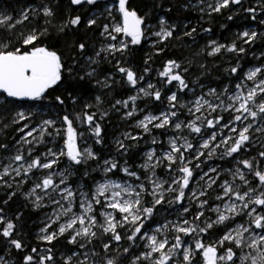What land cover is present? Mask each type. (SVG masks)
I'll use <instances>...</instances> for the list:
<instances>
[{
  "label": "snow or ice",
  "instance_id": "6c2138e0",
  "mask_svg": "<svg viewBox=\"0 0 264 264\" xmlns=\"http://www.w3.org/2000/svg\"><path fill=\"white\" fill-rule=\"evenodd\" d=\"M70 4L101 7L99 0H70ZM241 4L242 0H215L207 7L210 15ZM259 5L264 13V0H259ZM245 11L251 14L252 21L264 25L256 8L248 7ZM105 13L106 22L102 24L97 16L86 22L81 15L65 20L59 6L51 0L29 4L18 17L0 13V107L11 113L9 123L3 127L14 126L13 131L18 134L11 146L0 142V188L11 190L3 204L8 205L17 190L32 180L25 198L34 197L30 203L37 209L52 206L45 226L40 229L42 235L38 236L51 247H32L26 254L27 245L19 238L16 223L0 207V264H57L54 242L61 237L75 247L62 256L63 264H124L132 248H139L140 252L130 264H264V62L247 72H242L237 62L226 69L230 77L236 78L234 89L225 84L182 102L179 93L189 89L184 75L188 68L177 59H167L158 72L159 82L174 85L177 90L168 89L167 107L158 115L148 112L136 120L135 127L142 132L124 133L123 139L116 141V151L127 156L133 145L124 141L138 143L154 129H172L176 135L169 136L167 148L160 154L156 148L145 153L144 162L139 165L142 172L128 166L127 160L122 166L114 157L104 158L101 164L98 153L81 141L87 132L95 144H102L101 121L109 113L103 109L102 95H96L94 102L85 99L89 94L87 85L94 81L97 86L109 88L111 75L99 79L101 65L115 62L113 66L121 74V81L126 80L135 88L144 76L125 67L122 58L130 55L134 46L141 45L149 34L157 38L152 42L157 53L164 51V47L157 45L170 38H181L176 35L177 25L163 16L158 19V30H154L147 23L148 13L141 15L129 0L104 4L100 16ZM39 19L43 24L33 23ZM82 23L86 30L99 29L103 38L100 46L93 47L90 55L87 40L77 39L70 49L75 55L66 57L52 33L58 38L61 34L66 37L67 29H77ZM194 33L196 27L182 35L193 38ZM260 36L264 33L246 29L237 35L242 44L235 40L229 45L211 40L205 50L209 56L222 50L239 56L246 53L242 45H251ZM151 59L149 55L145 64ZM149 71L145 67L144 72ZM137 92L162 101V91L152 83ZM138 98L131 95L116 99L111 108L126 109L124 118L131 119L142 111L136 105ZM45 101L47 112L36 105ZM181 110L187 112L184 120L180 119ZM256 134H260L262 142L257 155L251 156L248 153L254 147ZM151 143L157 144V137L152 136ZM214 156L235 162L234 169L224 170L231 179L218 167L206 165V159ZM64 159L69 164L61 169L59 165ZM89 161H95L93 171L102 173V181L93 178L91 186L69 183L71 176L79 174V166L88 165ZM202 165L207 167L206 171ZM161 167L166 168L167 179L157 175L156 169ZM119 172L129 179L111 178ZM83 176H89L87 168ZM194 180L199 188L191 187ZM213 192L219 203L210 201ZM186 199L189 206L184 205ZM165 204L179 205L175 221L165 218L161 223L156 219ZM207 210L215 213V219L206 215ZM185 214H191V219ZM19 218L17 215L16 219ZM205 236L210 242H205ZM125 240L126 246L121 244ZM17 255L20 260L7 258Z\"/></svg>",
  "mask_w": 264,
  "mask_h": 264
},
{
  "label": "rangeland",
  "instance_id": "374dc122",
  "mask_svg": "<svg viewBox=\"0 0 264 264\" xmlns=\"http://www.w3.org/2000/svg\"><path fill=\"white\" fill-rule=\"evenodd\" d=\"M243 1V0H242ZM215 0H188L184 5L180 6V10L182 13H189L186 17H183L181 19H167L166 15L161 12H152L151 10H146L141 13V15H144L145 13H148V20L147 23L154 26V30H158V19L159 17L163 16L170 24H176L177 25V31L176 35L180 36V39H169L168 41L163 42L160 45H157V47H164V51H176L177 60L182 63V67H187L188 72L184 73L187 81L189 82V89L184 90L183 92L179 93L180 99L182 102L191 101L194 99V96H198L201 94V92L207 93L209 88H222L225 84H230L231 87L234 89L236 78L232 77L227 78V80H223V76L227 73L226 69L229 68V66L235 65L240 60L245 61V65L242 68V72H247L254 66H257L264 62V56H261V53L264 52V36H260L257 38L255 43L253 45L251 44V49H248L247 45H242L246 49V53L244 54H237L235 53H227L222 50L220 54H217L216 56H209L207 54V50H205L206 45L209 44V41L216 40L218 43L229 45L234 40L237 42V44H242V41L237 40V35L246 30H256L258 33H264V25L259 24L257 21L251 20V14H248V20L244 16L241 15L244 14L243 10V3L241 5H231L229 8L222 9L219 13L217 12H211L209 15V9L207 7L208 4L214 3ZM101 7H94L86 16L85 22L88 18L92 16L99 17L100 23H104L106 17V13L104 16H100V13L103 11V5L104 4H111V3H118V0H103L99 1ZM248 4L257 9V15L258 18H264V13L260 12V5L259 0H248ZM28 5H20V6H12V8H7L0 4V13H7L13 16H19V13L22 9L26 8ZM84 9H89V5H83ZM204 8L205 11L201 12L200 9ZM222 13H225L227 16H232V18H236L234 27H230L228 30L222 32V29L216 30L215 33L212 31L205 32L204 29H207L206 25L208 23H213V16L214 15H220ZM40 23L43 24V20L39 19L33 20V23ZM26 24L28 22H25ZM215 23V22H214ZM185 25H187V29H185ZM211 26L213 24H210ZM21 29H23V26H19ZM31 27V25H29ZM192 27L197 28V33L193 34V38L184 37L182 35L183 31L190 30ZM103 38L99 36V29L97 28L96 36L94 39V42L92 44L91 53L93 47L99 48L100 41ZM157 38L154 36L148 35L147 39L142 41V45L144 46V56L146 59H148L149 55H155L158 54L156 52V49L153 47L152 42L156 40ZM122 62L125 67L131 68V65H127V62L125 60V57L122 58ZM83 63V60L81 61ZM115 63V62H113ZM113 63H107L104 62L101 65L102 74L99 76V79L103 80L105 75H111V79L109 80L110 87L109 88H102L100 86L95 85V82L93 81V87L96 90V95H102V99L104 100L103 103V109L108 111V116L104 118V120H113L117 123V129L118 131L114 136L110 139V145L112 147L111 150H104L101 151L97 157V159L100 161V163H103L104 158H110L114 157L119 161V163L123 166L125 163V160L128 161V166L134 168L137 171L142 172L143 170L139 168V165L144 162L145 153L150 148H156L157 154H160L162 149L167 148L168 139L169 136L176 135L175 131L172 129H169L168 131L164 130H153L151 135L144 134V138L141 139L138 143L125 140L124 142L127 144H132L133 146L129 149V153L127 156H121L116 151V141L118 139H123V134L126 132H131L133 134H136L137 132H142L141 129H138L135 127L136 120L142 119L145 114L148 112H152L153 114H159L160 110L165 109L164 106L158 104L153 98L151 97H145L143 93H138L137 89L140 87H147L148 83H152L156 86V88L160 89L162 91V101L165 102V104H168V101L166 99V95L170 94L168 92V89L170 88L171 91H176V87L174 85H164L160 83L159 81L161 78L158 76L157 73H152L150 77H145L140 71H135L137 75L144 76V79L141 80L135 88L130 86L127 89V92L122 97H117L114 95L113 87L115 84H119L121 81V74L115 69L113 66ZM201 65H204V68H201ZM208 65L211 66L212 71L208 72ZM95 67V65H94ZM219 69V70H218ZM215 70V71H214ZM216 70L219 72L218 76H215L213 74H217ZM215 77V81L211 82V78ZM115 81V83H112V81ZM216 83V84H215ZM250 83V82H248ZM201 85L203 87H201ZM194 90V91H193ZM131 95H138L139 98L136 101V105L139 109L142 111H138L133 118L131 119H125L124 118V111L126 109L121 108L120 111H116L111 108V104L115 103L116 99H127ZM94 97L91 99L92 102H94ZM2 103V102H0ZM14 104H19L15 103ZM30 103V102H29ZM131 103V102H130ZM38 108H43L45 112H47V108L45 107L46 104H36ZM120 107V106H117ZM95 109H93L94 111ZM225 117L227 118V113H224ZM187 116L186 110H181L180 119L184 120ZM11 119V113H7L3 111V108L0 107V137L2 136H8V133L10 134V137L8 139L9 142H11L10 146L14 143L13 137L18 138V134L13 131L14 126H10L8 128H4L3 125L6 123H9ZM87 126L85 125L84 128ZM84 128H79L80 131H84ZM187 135V133H184ZM260 134H256L257 139L254 140V147L249 150V155L256 156L257 151L260 149V144L262 142V138H259ZM152 136L157 137L158 143L152 144L151 139ZM50 139V138H49ZM191 139V137H189ZM93 139L90 137L89 133H85L84 139L81 141V144L83 146H91L93 151ZM86 141V144H85ZM49 147L52 145L49 144ZM223 149V146H221V151ZM40 151H43V146H40ZM69 164V162L64 159L61 161L59 168L63 169ZM206 165L209 167H218L224 175H228L224 170L228 168H235V162L231 161V158H225V160H221L218 156H214L212 159L207 160L206 159ZM80 167L79 174H74L69 178V183H75L76 185H79L81 183H84L88 186H91L93 183V178L97 181H102V173H100L98 170L93 171V169L96 167L95 161H89L88 165H82ZM87 168V171L89 172V176L85 177L83 176L84 169ZM202 168L204 170H207V167L202 165ZM73 171H75L73 169ZM157 175L161 177L162 179H167V170L166 168H158L156 169ZM199 172V170H197ZM39 173H37V176ZM120 177H123L124 179H129L128 177H124V174L122 172L117 173L116 176H111L112 179H119ZM228 178L231 179L230 175H228ZM19 179V178H17ZM198 179V176L197 178ZM201 184L203 182H200ZM15 187V186H14ZM32 187V180H29L26 184H24L21 188L17 190V194L20 195V197L25 201L26 205L30 207L35 213H36V219L34 222V232L33 235L36 237L37 240L38 236L42 235L40 229L45 226V223L47 222L46 217L51 214L52 206L50 207H41L39 209L33 207V205L30 203L31 199H34V197L26 199L24 196V193L27 192ZM167 187V185H165ZM192 188H199V185L194 180L191 184ZM215 187V186H214ZM212 191V190H209ZM190 194V193H189ZM205 197H201V199H204ZM148 199H151L148 197ZM210 201H215V193L213 192V195L209 198ZM215 203H219L218 201H215ZM185 206H189V202L186 199L184 201ZM192 210L195 211V205H191ZM177 209H179V205H172L169 206L165 204L164 208L160 210L159 213L156 214V219L159 220L161 223L164 222V219L167 218L168 220L175 221L177 219V215L179 214ZM188 215V218L191 219V214H185ZM207 216H211L213 219H215V213L207 210L206 211ZM56 226H53L52 230H55ZM154 227V225H153ZM62 241H64L67 244L68 250H64L62 248H59L58 250V261H62V256L69 253V249L75 250V247L71 244L67 243V240H65L63 237L59 238ZM189 242L191 243L190 238ZM59 240V241H60ZM41 241V240H39ZM44 242V241H43ZM205 242H210L208 238L205 236ZM98 244L99 241H96ZM127 241H121L122 245H127ZM91 247V246H90ZM140 252L139 248H132L130 249L129 254L127 255V259L124 260V264H130V261L134 258L135 255H138ZM115 253V250L113 252ZM8 259L14 260L12 257H7ZM63 264V261L58 263Z\"/></svg>",
  "mask_w": 264,
  "mask_h": 264
},
{
  "label": "trees",
  "instance_id": "16d2710c",
  "mask_svg": "<svg viewBox=\"0 0 264 264\" xmlns=\"http://www.w3.org/2000/svg\"><path fill=\"white\" fill-rule=\"evenodd\" d=\"M188 0H129L130 5L133 8H136L139 13L141 14L143 11L151 10L152 12H163L167 19H181L183 17H186L189 13H182L180 10V6L184 5ZM40 0H0V4L7 7L12 8V6H20V5H29V4H37ZM51 3L53 5H58L60 8V11L62 12L63 19H68L70 16L75 15H81L84 18L88 15V13L94 8V6L89 5V9H84L83 6H75L70 4V0H51ZM244 7L243 10L247 9L248 7H251L248 4V0L242 1ZM171 8V11H168V9ZM248 12H244L242 14V17H248ZM229 16H227L225 13H222L220 15H214L213 16V23H208L206 25L207 29H211L212 32L215 33L216 30L222 29L221 31L224 32L228 30L230 27H234L236 18L229 19ZM248 20V18H247ZM60 21L58 20L57 23ZM210 24H213L212 26ZM96 31H90L86 30L85 23H82L81 26L77 29H67L66 30V37L64 34H61V37L58 38L56 36V33L53 32L52 36L54 40H57L61 50L64 52L65 56H74L75 53L72 52L71 49V43L77 39L81 40H87L89 44V54L91 53L92 44L94 42ZM65 40H67V47L65 46ZM253 45V44H252ZM248 49H251V45H247ZM144 46L141 44L139 46H134V50L131 52L130 55L125 56V60L127 62V65H131V69L133 71H140L145 77H150L151 74L157 73L162 70V65L167 61V59H177L176 51H163L158 54H153L152 59L148 61V64H145L146 57L144 56ZM82 61V60H81ZM241 70L245 65V61L240 60L239 61ZM145 67H149L150 71L145 73L144 69ZM219 70V69H218ZM212 71V68L210 65H208V72L210 73ZM215 71V70H214ZM217 74H213L215 76H218L219 72L216 70ZM229 78L228 72L223 76V80H227ZM232 78V77H230ZM215 77L211 78V82L215 81ZM216 84V83H215ZM130 87V85L127 84L126 80L123 82L120 81L119 84H115L113 87L114 95L117 97H122L127 92V89ZM87 88L89 89V94L85 99L91 100L94 95L96 94V90L93 87V84L90 83L87 85ZM158 104L167 107V104L163 101H156ZM31 103V102H30ZM40 103V102H36ZM41 104V103H40ZM43 104H47V101L43 102ZM103 126V133L104 141L102 144H95L94 139L92 140L94 152H97L98 155L101 151L104 150H111L112 147L110 145V139L116 134L118 131L117 129V123L113 120H103L101 121ZM90 134V133H89ZM9 136H2L0 137V142H5L11 144V142L8 141ZM11 191L9 189L0 188V207L4 208V214L8 217L14 220L16 223V231L19 234V238H22L25 244L27 245V248L25 250L26 254L31 250L32 247L38 246L40 249H46L47 247H51V245H48L46 242L39 241L36 239V237L33 235L34 230V222L36 219V213L32 210L27 209L23 205V202L21 200L20 195H16L13 197L12 200L9 201L8 205L3 204V200L7 199V193ZM19 215V219H16V216ZM60 240V239H59ZM55 244V258L57 261V264L62 262L58 261V250L59 248H62L64 250H68L67 244L61 240L58 242H54ZM0 255H3V253H0ZM14 260H20V256H11Z\"/></svg>",
  "mask_w": 264,
  "mask_h": 264
},
{
  "label": "bare ground",
  "instance_id": "6f19581e",
  "mask_svg": "<svg viewBox=\"0 0 264 264\" xmlns=\"http://www.w3.org/2000/svg\"><path fill=\"white\" fill-rule=\"evenodd\" d=\"M8 136L10 137V134H9V133H8ZM21 200H22V202H23V205H24L25 207H27V209L32 210V209H30L29 206L26 205L25 201H24L22 198H21ZM32 211H33V210H32ZM34 230H35V228H34ZM34 230H33V232H34Z\"/></svg>",
  "mask_w": 264,
  "mask_h": 264
},
{
  "label": "water",
  "instance_id": "95a60500",
  "mask_svg": "<svg viewBox=\"0 0 264 264\" xmlns=\"http://www.w3.org/2000/svg\"><path fill=\"white\" fill-rule=\"evenodd\" d=\"M99 1H103V0H99ZM15 103H21V102H18V101H14ZM23 103H29V102H23Z\"/></svg>",
  "mask_w": 264,
  "mask_h": 264
}]
</instances>
